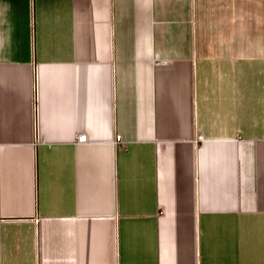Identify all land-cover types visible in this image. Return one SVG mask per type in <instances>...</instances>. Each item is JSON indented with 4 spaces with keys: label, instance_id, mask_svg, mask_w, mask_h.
Instances as JSON below:
<instances>
[{
    "label": "crops",
    "instance_id": "0c3cea01",
    "mask_svg": "<svg viewBox=\"0 0 264 264\" xmlns=\"http://www.w3.org/2000/svg\"><path fill=\"white\" fill-rule=\"evenodd\" d=\"M0 264H264V0H0Z\"/></svg>",
    "mask_w": 264,
    "mask_h": 264
},
{
    "label": "built area",
    "instance_id": "2783aa9c",
    "mask_svg": "<svg viewBox=\"0 0 264 264\" xmlns=\"http://www.w3.org/2000/svg\"><path fill=\"white\" fill-rule=\"evenodd\" d=\"M78 139L80 140V141H85L86 139H87V135L85 134V133H80L79 135H78ZM115 142L118 144V145H123L124 144V141H123V139H122V135L121 134H117L116 135V138H115Z\"/></svg>",
    "mask_w": 264,
    "mask_h": 264
}]
</instances>
